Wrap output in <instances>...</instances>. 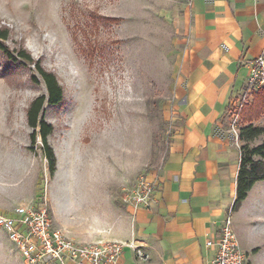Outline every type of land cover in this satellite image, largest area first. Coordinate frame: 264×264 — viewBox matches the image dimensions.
I'll return each mask as SVG.
<instances>
[{
	"label": "rangeland",
	"instance_id": "1",
	"mask_svg": "<svg viewBox=\"0 0 264 264\" xmlns=\"http://www.w3.org/2000/svg\"><path fill=\"white\" fill-rule=\"evenodd\" d=\"M178 3L0 0V29L9 31L6 48L16 58L21 50L29 52L64 89L59 106L44 107L43 118L54 128L48 141L57 169L51 175L41 140L32 143L27 123L30 103L46 87L41 79L32 81L33 64L20 60L24 66H13L0 53V216L45 207L54 228L83 243L90 207L125 205V193L161 164L180 56L174 51ZM243 110L241 129L247 126ZM253 124L264 129V113ZM230 136L239 148L264 146V132L251 142ZM249 157L263 161L264 169V158L248 152ZM246 206L233 212L234 230L249 264H264V181ZM0 264H26L1 227Z\"/></svg>",
	"mask_w": 264,
	"mask_h": 264
},
{
	"label": "crops",
	"instance_id": "2",
	"mask_svg": "<svg viewBox=\"0 0 264 264\" xmlns=\"http://www.w3.org/2000/svg\"><path fill=\"white\" fill-rule=\"evenodd\" d=\"M179 53L165 156L149 173L150 207L91 206L83 243L133 242L118 264H212L219 228L237 197L240 148L227 111L264 52V0H179ZM247 199L235 214L247 210ZM94 196V195H92ZM100 214V216L98 215Z\"/></svg>",
	"mask_w": 264,
	"mask_h": 264
},
{
	"label": "built area",
	"instance_id": "3",
	"mask_svg": "<svg viewBox=\"0 0 264 264\" xmlns=\"http://www.w3.org/2000/svg\"><path fill=\"white\" fill-rule=\"evenodd\" d=\"M247 66L249 74L245 87L229 104L230 132L237 138L241 131V111L252 102L254 94L264 89V52L258 58L247 61ZM157 188L156 179L141 176L135 187L125 193L122 201L135 211L150 207ZM0 227L18 246L26 264H118L126 247L135 249L140 259L147 260L133 242H75L54 228L45 207L17 208L14 217L0 216ZM206 246L216 250L212 264H249V257L240 247L234 230L232 209L220 225L218 238L209 240Z\"/></svg>",
	"mask_w": 264,
	"mask_h": 264
},
{
	"label": "trees",
	"instance_id": "4",
	"mask_svg": "<svg viewBox=\"0 0 264 264\" xmlns=\"http://www.w3.org/2000/svg\"><path fill=\"white\" fill-rule=\"evenodd\" d=\"M117 21V19H112ZM9 39V31L7 29H0V53L5 57L9 64L23 65L20 60L28 64H33L35 73L32 81L40 84V80L44 83L47 93L41 95L30 103L27 109V123L32 129L30 135L33 144L40 138L42 144V151L44 158L47 161L48 169L51 175H54L57 169V158L53 148L50 146L48 138L53 134L54 128L47 123L44 118V107L49 104L53 107L59 106L64 100V89L59 84L56 75L45 70L40 60L34 61L29 52L21 50L18 52V57L13 56L12 53L5 46V42ZM264 113V89L259 91L254 96L252 105L245 106L242 114V120L247 126L241 129L239 138L245 142H251L263 134L264 129L253 124ZM260 155L264 158V146L249 150L248 146L240 148L241 153V167L238 175L237 197L232 207V211L236 212L240 209L242 203L247 199L248 194L259 181H264L263 161L254 162L252 158H246L247 153ZM250 165V168L248 167Z\"/></svg>",
	"mask_w": 264,
	"mask_h": 264
}]
</instances>
